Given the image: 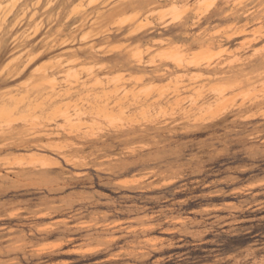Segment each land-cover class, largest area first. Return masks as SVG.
Masks as SVG:
<instances>
[{
    "label": "rangeland",
    "instance_id": "obj_1",
    "mask_svg": "<svg viewBox=\"0 0 264 264\" xmlns=\"http://www.w3.org/2000/svg\"><path fill=\"white\" fill-rule=\"evenodd\" d=\"M0 264H264V0H0Z\"/></svg>",
    "mask_w": 264,
    "mask_h": 264
},
{
    "label": "bare ground",
    "instance_id": "obj_2",
    "mask_svg": "<svg viewBox=\"0 0 264 264\" xmlns=\"http://www.w3.org/2000/svg\"><path fill=\"white\" fill-rule=\"evenodd\" d=\"M211 5H212V3H211ZM212 6H213V5H212ZM206 12H207V11H206ZM206 12H205V13H206ZM180 17H181V16H180ZM123 24H124V23H123ZM143 27H145V24L142 26V28H143ZM210 59H211V58H210ZM9 63H10V62H9ZM8 65H9V64H8ZM6 67H7V66H6ZM220 111H221V110H220ZM224 111H225V110H224ZM120 120H121V119H120ZM121 121H122V120H121ZM132 122H133V121H132ZM129 126H130V125H129ZM23 159H24V158H23ZM31 160H32V159H31ZM39 160H40V159H39ZM39 160H37V161H39ZM44 161H46V160H44ZM19 162H21V161H19ZM28 162H29V161H28ZM26 163H27V162H26ZM32 163H33V162H32ZM35 163H36V162H35ZM37 163H38V162H37ZM13 164H14V163H13ZM19 164H20V163H19ZM40 164H41V163H40ZM40 164H39V165H40ZM20 165H21V164H20ZM20 165H19V166H20ZM42 165L46 167V166H48L49 164L43 162V163L41 164V166H42ZM43 166H42V167H43Z\"/></svg>",
    "mask_w": 264,
    "mask_h": 264
}]
</instances>
